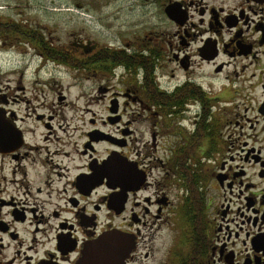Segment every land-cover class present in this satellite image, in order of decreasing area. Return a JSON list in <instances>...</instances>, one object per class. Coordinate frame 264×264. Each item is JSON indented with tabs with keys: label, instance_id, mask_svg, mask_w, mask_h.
Masks as SVG:
<instances>
[{
	"label": "flooded vegetation",
	"instance_id": "flooded-vegetation-1",
	"mask_svg": "<svg viewBox=\"0 0 264 264\" xmlns=\"http://www.w3.org/2000/svg\"><path fill=\"white\" fill-rule=\"evenodd\" d=\"M69 3L112 5L113 38L58 42L37 15ZM0 55L20 90L39 58L107 104L80 146L0 144V264H77L110 233L132 240L124 264H264V0H0ZM113 152L135 166L122 186Z\"/></svg>",
	"mask_w": 264,
	"mask_h": 264
},
{
	"label": "rangeland",
	"instance_id": "rangeland-1",
	"mask_svg": "<svg viewBox=\"0 0 264 264\" xmlns=\"http://www.w3.org/2000/svg\"><path fill=\"white\" fill-rule=\"evenodd\" d=\"M90 5L92 7L89 10L87 6L78 8L70 3L63 4V7L55 8L63 12L49 14L51 19L45 17V13H40L37 16L40 17L39 20L42 23L47 21L50 23L53 31L59 36L58 42H64L70 34L76 36L88 31L92 32L91 34L94 35L92 37L98 40L112 39L114 36L113 24L115 23L111 16L113 6L104 7V12L100 16L101 8L97 7L99 3H91ZM106 15H109V17L105 18ZM105 23L110 24V26L104 27ZM41 63H46V66L37 72V84L26 82L31 80V74L27 71L24 78L26 81L22 83L24 89L20 90L14 87L13 78L16 77L7 72L9 68H6L5 56L0 55V91L4 92L7 98H11L12 102L9 107L17 117L16 126L22 131H32L27 133L26 140L36 147L37 144H45L42 139L45 137L46 131H57L59 138L53 144L58 145L59 148L66 147L65 143H70V147L71 145L73 147L80 146L83 139L79 136L80 131L103 129L104 126L101 121L106 117L107 104L94 103L90 100L91 94L88 97L89 94L85 92L86 86L81 81L75 80L80 79L81 75L85 74L84 72L67 71L66 67L62 65L55 68V63L51 61L44 62V59L40 61L37 58V68ZM9 79L11 81L6 82ZM105 128L112 130L113 124L108 123ZM63 131L65 132L63 133ZM104 148V145L98 148L101 155L104 153ZM32 159L37 161V151L35 150ZM69 160L78 162L79 158L70 159L69 157ZM203 163H205V160ZM206 163L209 166V162ZM4 166L5 172L9 173L13 163L6 159ZM29 172L31 173L32 183H37L35 171L29 170ZM153 173L156 175L159 170L155 168ZM204 175L209 176L210 171H206Z\"/></svg>",
	"mask_w": 264,
	"mask_h": 264
},
{
	"label": "water",
	"instance_id": "water-1",
	"mask_svg": "<svg viewBox=\"0 0 264 264\" xmlns=\"http://www.w3.org/2000/svg\"><path fill=\"white\" fill-rule=\"evenodd\" d=\"M112 111V109H111ZM113 111H115L113 109ZM14 115L6 116L5 111L0 108V144L9 143L11 147L20 145L21 134L14 122ZM1 148V146H0ZM118 153L113 152L101 167L102 174L106 175L110 182H115L112 187L122 186L131 180V173L135 166L117 157ZM123 204V203H122ZM121 204V205H122ZM132 240L120 234L110 233L97 240L89 242L77 264H124V258L130 250Z\"/></svg>",
	"mask_w": 264,
	"mask_h": 264
}]
</instances>
